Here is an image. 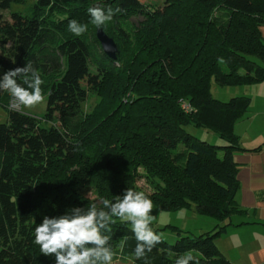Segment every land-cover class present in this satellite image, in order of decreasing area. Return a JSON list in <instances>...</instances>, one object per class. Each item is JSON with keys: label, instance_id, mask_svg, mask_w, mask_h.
I'll list each match as a JSON object with an SVG mask.
<instances>
[{"label": "trees", "instance_id": "obj_1", "mask_svg": "<svg viewBox=\"0 0 264 264\" xmlns=\"http://www.w3.org/2000/svg\"><path fill=\"white\" fill-rule=\"evenodd\" d=\"M25 2L0 0V75L32 65L48 100L44 119L55 125L18 111L0 123V264H55L34 243L43 218L102 207L103 199L115 202L128 188L139 191V170L153 188L145 194L161 211L194 206L218 222L211 233L174 245L161 238L147 253L148 264H175L185 252L199 264H231L215 239L243 212L235 201L234 153L242 149L235 125L251 98L221 102L212 86L264 82V0H165L158 10L146 9L143 0H37L30 15L4 17L12 4ZM92 7L111 9L110 22L94 25ZM72 20L87 31L75 36ZM99 29L116 42V61L97 38L89 41ZM7 94L0 92V105ZM91 94L98 101L85 113ZM190 129L227 145L203 141ZM114 219L105 233L113 261L144 264L134 254L130 222Z\"/></svg>", "mask_w": 264, "mask_h": 264}, {"label": "clouds", "instance_id": "obj_2", "mask_svg": "<svg viewBox=\"0 0 264 264\" xmlns=\"http://www.w3.org/2000/svg\"><path fill=\"white\" fill-rule=\"evenodd\" d=\"M91 22L103 26L112 19L111 9L92 7L88 9ZM75 36L87 31V26L76 20L68 25ZM18 77L22 83H18ZM42 79L32 65L10 69L0 75V92L6 91L13 99L12 108L32 107L40 103ZM102 207L93 203L90 207H75L63 215L45 216L34 229V243L44 256L54 257L55 264H113L110 236L105 233L115 223L114 218L130 222L136 239L134 254L148 264L150 253L161 241V237L151 227L154 219L153 202L143 192L128 188L115 202L101 201ZM199 264L191 254L185 252L175 260V264Z\"/></svg>", "mask_w": 264, "mask_h": 264}, {"label": "crops", "instance_id": "obj_3", "mask_svg": "<svg viewBox=\"0 0 264 264\" xmlns=\"http://www.w3.org/2000/svg\"><path fill=\"white\" fill-rule=\"evenodd\" d=\"M261 36L264 40V26ZM230 89L232 98H251L247 114L235 125L242 148L234 153L239 181L235 201L243 212L227 221L230 225L215 244L231 264H264V82Z\"/></svg>", "mask_w": 264, "mask_h": 264}, {"label": "rangeland", "instance_id": "obj_4", "mask_svg": "<svg viewBox=\"0 0 264 264\" xmlns=\"http://www.w3.org/2000/svg\"><path fill=\"white\" fill-rule=\"evenodd\" d=\"M37 0H26L24 4H12L11 8L3 13L4 17L6 19H10L12 13H19L22 15H30L31 9L34 7ZM58 2H63V0H55ZM144 3L147 5L146 9H162L164 6L165 0H143ZM141 19L134 18L131 22L137 23ZM110 22V21H109ZM112 22V21H111ZM109 25V24H107ZM122 28L126 32L131 31V27L125 23L122 22L120 24ZM113 26V25H112ZM110 34H112L117 41H119L118 35L114 34V31L110 30ZM97 33L95 32L94 36L93 34H90L88 37L89 41L92 42V39L97 38ZM93 36V37H92ZM96 49H98V46H96ZM232 89L230 88H221L217 86L216 84H213L212 86V94L213 97L221 102H229L230 99H232ZM98 101V98L94 96L93 94L90 95V98L87 102V104L84 106L85 113H89L92 111V109L96 106ZM4 105H0V123H5L7 121V115L9 111H18V112H24L30 116L35 117L39 124L42 126H54L55 123L48 124L45 121V114L47 112L48 108V100L46 98H43L42 101L32 107H19V108H12L11 105L13 104V99L9 95V93L4 97L2 100ZM58 120V117L55 118V121ZM190 132H192L194 135L199 137L203 141H207L213 145L217 146H225L227 145L226 142H224L222 139H219L217 135L214 134H208L203 130H194L190 129ZM205 135H203L204 133ZM207 139V140H206ZM139 173L141 174V178L137 182V187L139 191H143L144 193L151 194L153 192V188L151 185V182L144 177L145 172L143 170H139ZM154 217L151 227L153 230L160 235V237L166 241L170 245H174L181 237L190 236V237H200L206 233H211L214 229V226L218 222L212 219L211 217L207 215H201L199 214L195 207L192 206L187 209H181L179 211H161L158 207L153 205V210L151 213ZM119 223H123L127 225V222H122L120 219H118ZM131 226V224H130ZM113 264H132L131 260H124L122 258H119L117 261H113Z\"/></svg>", "mask_w": 264, "mask_h": 264}, {"label": "water", "instance_id": "obj_5", "mask_svg": "<svg viewBox=\"0 0 264 264\" xmlns=\"http://www.w3.org/2000/svg\"><path fill=\"white\" fill-rule=\"evenodd\" d=\"M97 39L101 45L104 54L113 61L118 59L119 48L114 41L103 29L97 31Z\"/></svg>", "mask_w": 264, "mask_h": 264}, {"label": "built area", "instance_id": "obj_6", "mask_svg": "<svg viewBox=\"0 0 264 264\" xmlns=\"http://www.w3.org/2000/svg\"><path fill=\"white\" fill-rule=\"evenodd\" d=\"M183 108L185 109V111H190V108H189V106H188L187 104H185V105L183 106Z\"/></svg>", "mask_w": 264, "mask_h": 264}]
</instances>
